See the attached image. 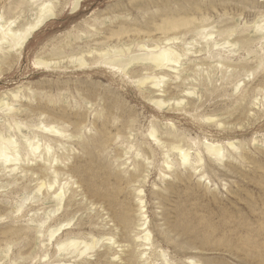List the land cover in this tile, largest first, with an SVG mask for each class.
I'll return each mask as SVG.
<instances>
[{
  "label": "rangeland",
  "instance_id": "rangeland-1",
  "mask_svg": "<svg viewBox=\"0 0 264 264\" xmlns=\"http://www.w3.org/2000/svg\"><path fill=\"white\" fill-rule=\"evenodd\" d=\"M75 1L60 0L56 15L25 41L21 56L13 52L9 62L0 63V101L21 107L19 119L24 120L29 107L42 109L50 120L66 124L69 132L75 134L80 127L82 138L95 143L103 139L104 145L88 154L75 145L69 165L82 167L81 173H73L77 184L70 186L61 210L46 225L67 209L77 212L71 225L50 242L37 232L38 223L31 218L45 216L53 199H34L17 210L24 196L21 187L25 183L35 187L37 175L0 171V264H84L82 260L91 264H193L192 260L264 264V30L256 29L258 23L264 24V0H80L78 6ZM31 8L25 5L19 24L34 19L37 7ZM2 12L0 2V16ZM168 22L190 25L165 30ZM199 30L214 33L212 40L223 45L207 49L195 33ZM173 37L180 39L175 45H187L195 52L183 58L177 79L173 70L151 68L149 62L132 63L129 78L107 63L80 67L69 57L85 54L92 61L101 50L133 43L132 54L124 57L129 59L148 52L139 50L140 45H165ZM243 37L249 40L246 45L240 41ZM56 50L62 51L61 59ZM40 58L54 64L37 65ZM152 72L167 73L170 79L161 89L151 82L140 85L138 79ZM17 92L22 97L15 100L12 93ZM161 100L168 103L157 104ZM152 126L159 129L162 140V133L169 129L183 133L185 147L194 154L198 148L202 151V166L167 167L162 149L150 136ZM211 142L224 146L223 160L209 159L205 144ZM176 157L170 154L171 159ZM135 159L144 163V171L128 183ZM140 187L151 243L135 244V258L126 240L139 229L135 189ZM76 188L77 202L67 207ZM123 215L129 224L121 223ZM72 230L87 239L112 232L119 243L113 248L119 257L112 255L115 250L109 249V242L83 258L60 255L56 240ZM141 248L147 251L143 256Z\"/></svg>",
  "mask_w": 264,
  "mask_h": 264
},
{
  "label": "bare ground",
  "instance_id": "bare-ground-1",
  "mask_svg": "<svg viewBox=\"0 0 264 264\" xmlns=\"http://www.w3.org/2000/svg\"><path fill=\"white\" fill-rule=\"evenodd\" d=\"M64 1L66 2V0ZM0 2H2V7H3V12L0 17L4 20V22L0 24V63L2 62L5 64L6 62L10 61V60L8 61V59L13 52L18 53L21 56L20 52L22 50V46L25 43V41L31 36L32 33L35 32V30H37L43 24V22L46 19H48L53 15H56V9H57L56 7L57 4H59L60 0H0ZM79 2L80 0H76L75 6H78ZM25 5L29 7L32 6L31 10H33L34 7H37V11L35 12L36 16L32 21L25 20L24 23L19 24L18 19L22 18L23 16L25 11ZM189 25H190L189 22H183V23L168 22L163 26V28L165 30H173L180 28L181 26L187 27ZM256 29L264 30V24L258 23V25H256ZM195 33L196 35L204 39L205 46L207 49H211L212 47L223 45L220 44L218 41L212 40V36L214 35V33L212 32L208 33L207 31L199 30ZM178 39L179 38L177 37H173L170 39L168 38V40H166V43L164 41L165 45L163 43H158V42L154 43V46L152 47L148 46V44L146 45V47L140 45L139 48L142 47V49L139 50H146L148 52L134 56L131 55L129 59H126L124 57H129V55L132 54V48L130 46L133 43L130 46L127 45L120 48L118 47L116 49L110 47L111 49L105 51L101 50L100 52H97L99 54L98 57L95 56V58L92 61L88 60L85 54L76 55V56L71 55L69 57L73 58V60L70 59L72 63H77V65L80 67L81 66L85 67L87 65H91L92 63L93 64L107 63V65L110 68H112L115 71H119L124 75H129L128 67L132 63L149 62L153 64V65H149V67L151 66V68H159V69L165 68V69L173 70L175 75L177 76L174 77H176L177 79L181 76L182 65L184 60L183 58L187 57L190 53H195L194 51H192L191 48L187 47V45H185L184 47L181 46L179 47L178 45H175V41ZM240 41L244 45H246L249 42V40L246 39L245 37L241 38ZM230 45H232L233 47H238L239 42L237 43L232 42L230 43ZM89 52L88 55L89 54L91 55L92 52L90 53ZM93 52H96V50ZM55 53L60 54V57H58V59L62 58L63 55L61 54L62 53L61 50H56ZM35 63L37 65L47 66V67L52 66V64H54L44 58L37 59ZM55 64L60 65L61 61H56ZM148 75L149 76L147 77L144 76L141 79H138L140 85L151 82V85H154L161 89L162 88L161 85L163 84L165 85L166 80L170 79L167 73L159 74L152 72V74H148ZM129 78L132 77H130L129 75ZM240 85L241 84H238L236 86V89H238ZM12 95L14 96L15 100H18L19 98L22 97L21 92H17L14 94L12 93ZM165 102L167 101L161 100L157 102V104L164 105ZM182 103L183 101L177 100V104H182ZM37 110L35 108L29 107V111L26 112L25 114L26 116L23 120L21 119L22 117H20L19 119L16 116L20 114L21 107H17L14 102H10L9 100L0 101V111H1L0 112L1 113L0 114V120H1L0 121V171H5L7 173H12V174H15L18 171H20V173L25 176L29 174H32L33 176L35 174L37 175L36 181H38V184L35 187L30 189L28 183H25L23 186L20 185V187L22 186L20 191L24 193V196L23 198L20 197L21 200L17 202V208H18L17 210L20 212L21 209L24 208L23 206L28 201H30L31 203L32 202L31 200L34 199L43 200V202L45 201L44 197L46 199L47 198L53 199L54 204L50 207L48 206L49 208L44 213L45 216L38 218H31V221L36 220L38 223L36 229L37 232H39L42 235V237L43 236L47 237L46 240L50 242L54 237H56L55 235L64 226L69 225L71 223L74 214L77 212V209L75 210L67 209L64 215L57 218L50 225H46L47 221L50 218H52L56 212L61 210L63 206L65 194L70 189V186L77 184L76 180L73 179V173L74 174L81 173L82 167L78 165L77 167L69 165V160L76 153L75 145H78L79 149L85 154L92 152L94 153L96 148H100V149L103 148L104 140L103 139L97 140L95 143L87 139H84L79 133L80 127H78L77 132L73 134L67 130L68 127L66 128V126H64L66 124H63L58 120H50L45 114V112L42 111V109L41 111H37ZM44 114L46 116H44ZM33 117L36 118L32 119ZM28 118H31V120H28ZM159 132L160 131L157 127L152 126L150 129V136L154 139L156 144H158V146L162 149L163 154L166 157L164 163L167 167H171L172 164L175 166H182V165L186 166L187 164H190L193 168L199 169V166L200 165L202 166L204 161L202 151L200 150V148H198L196 149V152L194 154L191 152V148L185 147L183 143V141L185 140V135L183 133L177 134L175 130L169 129L166 132L162 133L164 139L162 140L161 135H159ZM72 141H76L75 144ZM230 146H232L233 149L237 148L236 144L233 142L230 143ZM205 149L207 155L209 156V159L212 161L213 160L221 161L226 156L224 152V146L222 144H216L214 142L207 143L205 144ZM172 152L176 153L177 157L175 158V160L170 158V154ZM33 163H36L37 166L32 165ZM143 164L144 163L135 159L134 162L135 170L133 173L129 174L130 177L128 179V183H132L135 181V179H133L135 175L138 177L142 175L141 174L142 170L144 171V169H142ZM16 188L15 190L17 192ZM45 190H46V194L44 192ZM135 190L137 192L136 197L139 204V223H138L139 229L135 232L132 239H130L131 236H128L126 242L131 252V255L136 258L138 250H136L137 247L135 246V244L141 242V244L138 245V247L150 245L151 232L149 231L147 226L148 221L145 211L143 189L140 187V188H136ZM78 195H79L78 189L77 188L73 189L72 194L68 199L67 207L74 206L73 202H75L76 204L77 202L76 197ZM76 207H78V205ZM86 207L87 205L84 207V209ZM79 210L80 209H78V211ZM19 216L22 215H18V217ZM119 219L121 223L125 222L129 224L130 222L129 218L125 215H123ZM28 221H30V219ZM77 226L79 227V223ZM80 227H82V224ZM46 240H43V246L46 245ZM103 242H109L108 244L110 250L111 248L117 249L119 247V243L115 241V235L112 232L99 233L97 236L92 234L90 235V238L87 239L85 237L83 238V237L75 236L72 230V231H68L65 235L57 238L56 249L60 255H65V256L71 255L73 257H81L85 254L90 255V252L94 248L100 246V244ZM258 245L260 246L259 243ZM116 249H113L115 250L114 253L112 252L113 253L112 255L115 258L119 257L118 254L119 251ZM146 253H147L146 249L141 248V255L143 256ZM162 255L165 256V254ZM82 261L84 262V264L86 263L91 264L89 260H82ZM192 262L193 264H206V262L203 260H200L199 262H197L196 260H192ZM70 264H75V263L72 262Z\"/></svg>",
  "mask_w": 264,
  "mask_h": 264
}]
</instances>
